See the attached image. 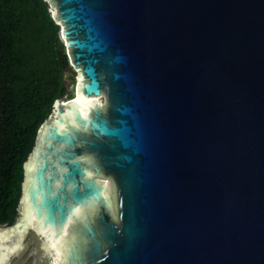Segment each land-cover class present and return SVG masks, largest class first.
I'll return each instance as SVG.
<instances>
[{
  "label": "water",
  "instance_id": "1",
  "mask_svg": "<svg viewBox=\"0 0 264 264\" xmlns=\"http://www.w3.org/2000/svg\"><path fill=\"white\" fill-rule=\"evenodd\" d=\"M46 1L74 98L0 264L29 231L56 264H264V0Z\"/></svg>",
  "mask_w": 264,
  "mask_h": 264
},
{
  "label": "trees",
  "instance_id": "2",
  "mask_svg": "<svg viewBox=\"0 0 264 264\" xmlns=\"http://www.w3.org/2000/svg\"><path fill=\"white\" fill-rule=\"evenodd\" d=\"M46 0H0V226L19 217L24 164L70 68Z\"/></svg>",
  "mask_w": 264,
  "mask_h": 264
},
{
  "label": "rangeland",
  "instance_id": "3",
  "mask_svg": "<svg viewBox=\"0 0 264 264\" xmlns=\"http://www.w3.org/2000/svg\"><path fill=\"white\" fill-rule=\"evenodd\" d=\"M50 10L53 11L51 12L52 16L56 17V10L51 5ZM66 52L68 54L67 49ZM69 74H73L71 68H68L65 71L68 91L72 90L74 86V81L66 77ZM64 97H67V95ZM20 244L21 246L13 254L7 264H53L48 252L42 249L43 239H41L35 231H29L28 234H25L22 237Z\"/></svg>",
  "mask_w": 264,
  "mask_h": 264
},
{
  "label": "bare ground",
  "instance_id": "4",
  "mask_svg": "<svg viewBox=\"0 0 264 264\" xmlns=\"http://www.w3.org/2000/svg\"><path fill=\"white\" fill-rule=\"evenodd\" d=\"M79 98H80V97H79ZM20 245H21V244L19 243V245H18V247L16 248V250L20 247ZM16 250H15V251H16ZM56 257H57V256L54 257L55 260L53 261V264H56V263H57V259H56Z\"/></svg>",
  "mask_w": 264,
  "mask_h": 264
}]
</instances>
